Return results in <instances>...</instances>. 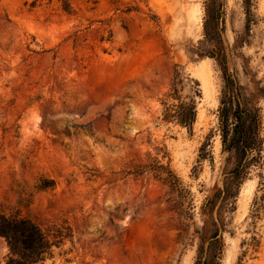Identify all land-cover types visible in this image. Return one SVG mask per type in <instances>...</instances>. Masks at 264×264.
<instances>
[{
  "label": "rangeland",
  "instance_id": "obj_1",
  "mask_svg": "<svg viewBox=\"0 0 264 264\" xmlns=\"http://www.w3.org/2000/svg\"><path fill=\"white\" fill-rule=\"evenodd\" d=\"M224 49L264 137V0H0V209L72 226L54 264H194L231 166ZM190 99L192 130L164 119ZM159 164L178 190L165 173H134ZM214 216L222 264H264V147ZM6 252L0 239V262Z\"/></svg>",
  "mask_w": 264,
  "mask_h": 264
},
{
  "label": "trees",
  "instance_id": "obj_2",
  "mask_svg": "<svg viewBox=\"0 0 264 264\" xmlns=\"http://www.w3.org/2000/svg\"><path fill=\"white\" fill-rule=\"evenodd\" d=\"M208 33H211L210 30L209 32L207 30ZM211 34L215 41L221 40L218 27L214 28ZM220 46L223 49V45ZM221 53V59L218 62L224 70L225 85L218 107V120L222 152L228 153L227 165L231 161V166L224 170L223 186L214 191L204 207L210 215L212 228L210 226L208 234H204V231L203 233L195 231L199 233V242L194 264H222L224 244L220 236L221 230L215 220V209L217 208L219 212L224 206L226 207L228 201L238 193L239 186L250 169L261 166L263 162L264 137L261 135V108L250 102L242 91V86L229 72L225 49L221 50ZM171 96L175 97V92ZM196 114L195 101L190 99L181 101L177 105L167 106L164 119H175L190 131ZM147 169L155 171L156 175L165 173L164 181L173 190H178L179 178L162 164L156 165L155 168L143 165L134 170V173L140 175ZM53 184V180H50L48 184L40 187H49ZM223 193L222 204L218 205ZM20 201L21 205L27 207L30 198L22 196ZM20 208L17 205L7 209L1 204L0 239L4 241L7 252L0 264H54L57 252L62 250L67 241L73 240L72 226L66 220L41 226L24 215ZM218 217L220 218L219 213ZM63 252L66 253V251Z\"/></svg>",
  "mask_w": 264,
  "mask_h": 264
}]
</instances>
